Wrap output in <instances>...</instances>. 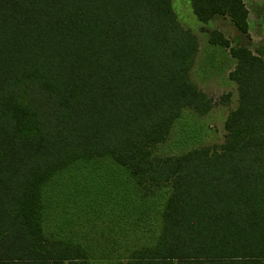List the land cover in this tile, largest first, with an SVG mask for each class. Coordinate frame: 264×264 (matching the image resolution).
Returning <instances> with one entry per match:
<instances>
[{
  "label": "trees",
  "instance_id": "trees-1",
  "mask_svg": "<svg viewBox=\"0 0 264 264\" xmlns=\"http://www.w3.org/2000/svg\"><path fill=\"white\" fill-rule=\"evenodd\" d=\"M191 6L247 32L243 0ZM207 32L235 60L224 141L162 156L183 109L212 107L190 78L198 39L171 0H0V264H86L80 244L44 237L42 197L102 158L145 195L166 189L154 243L119 264H264V57Z\"/></svg>",
  "mask_w": 264,
  "mask_h": 264
},
{
  "label": "rangeland",
  "instance_id": "rangeland-1",
  "mask_svg": "<svg viewBox=\"0 0 264 264\" xmlns=\"http://www.w3.org/2000/svg\"><path fill=\"white\" fill-rule=\"evenodd\" d=\"M243 2L248 11L245 33L224 15L202 23L193 13L191 0H171L179 23L198 39L190 78L211 98L212 107L205 114L183 109L167 139L155 147V154L179 155L224 141L225 119L237 103V88L229 79L235 60L228 48L208 43L207 31L219 30L230 46H247L264 57V0ZM144 192L109 158L71 165L43 192L44 237L80 244L88 254L86 264H119V255L155 241L152 231L159 226L166 189ZM126 244L129 250L124 249Z\"/></svg>",
  "mask_w": 264,
  "mask_h": 264
}]
</instances>
